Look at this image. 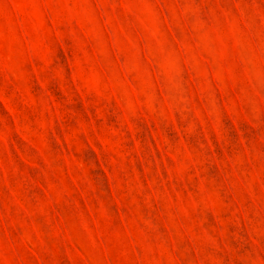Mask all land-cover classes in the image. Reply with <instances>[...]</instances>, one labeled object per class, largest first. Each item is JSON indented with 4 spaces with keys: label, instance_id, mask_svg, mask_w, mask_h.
<instances>
[{
    "label": "rangeland",
    "instance_id": "374dc122",
    "mask_svg": "<svg viewBox=\"0 0 264 264\" xmlns=\"http://www.w3.org/2000/svg\"><path fill=\"white\" fill-rule=\"evenodd\" d=\"M0 264H264V0H0Z\"/></svg>",
    "mask_w": 264,
    "mask_h": 264
}]
</instances>
